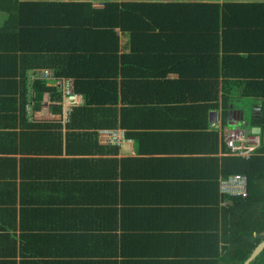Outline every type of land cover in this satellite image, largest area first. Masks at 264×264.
I'll use <instances>...</instances> for the list:
<instances>
[{"label":"crops","instance_id":"0c3cea01","mask_svg":"<svg viewBox=\"0 0 264 264\" xmlns=\"http://www.w3.org/2000/svg\"><path fill=\"white\" fill-rule=\"evenodd\" d=\"M21 1L42 5L43 28L62 13L74 26L59 42L52 30L43 42L26 28L21 39L15 34L16 41L6 32L0 36V264H221L223 236L234 230L233 212L241 211L239 198L221 193L231 160L238 158L225 138L243 123L232 118V107L245 110L246 102L254 101L253 119L262 102L242 98L233 87L232 102L225 104L220 69L229 58L227 81L264 76V35L223 39L221 24L217 33L207 30L205 14L215 20L207 7L157 9L154 14H171L155 15L160 28L135 39L121 28L114 37L103 30L84 37L78 29L87 21L99 27L110 23L109 3L223 6L264 0ZM240 16L232 22L247 19ZM6 18L0 12V32ZM131 22L134 29L144 26L136 17ZM27 39L29 47L22 43ZM41 43L43 50L37 49ZM14 55L25 66L43 65L33 69L68 71L74 64L89 79H100L90 80L98 103L88 111L75 107L64 124L62 96L51 83L30 85L28 69L23 106L15 62L8 63ZM248 64L257 66L242 69ZM149 69L159 74L124 75ZM116 77L114 105L109 94ZM249 126V133L257 127ZM101 130L124 131L127 141L103 144Z\"/></svg>","mask_w":264,"mask_h":264},{"label":"trees","instance_id":"16d2710c","mask_svg":"<svg viewBox=\"0 0 264 264\" xmlns=\"http://www.w3.org/2000/svg\"><path fill=\"white\" fill-rule=\"evenodd\" d=\"M57 6L69 7L70 9H73V6L70 4H57ZM75 6L80 7V5ZM41 7V4L26 3V1L21 0H0V12L8 15L9 17L4 19V27L6 30L0 32V36L2 33L6 32L7 35H11L13 37V41H16V35L17 39H21V30L26 28L32 34L33 32H35V34L39 35L38 37L33 39L36 41L39 40L43 42L44 35L51 33L49 32L51 30L59 35V37L57 38V42L61 41L62 39H66L69 33H71L70 31L72 29V26H74L73 20H71L72 18H68V14L62 13L60 16H58L57 21L49 22V24L45 28H43L45 22L43 20H38L44 17L39 10V8ZM171 7H189V9H198V11H201L200 9L204 7L213 9L212 11H215L214 21H211L209 18H207L209 16L211 17V15L205 14V16H207L206 21L210 22L209 26H207V30L209 31V29H211V32L213 31L217 33L220 29L221 24V27L223 26L221 29L223 39L226 34L230 37H242L243 35L245 37H249V35H255V33L257 32L258 35H264V4H225L221 6L218 4L204 3H109L106 5L105 13L110 17V23H107L105 27H99L98 25H92L87 21L86 23L88 25L83 22L78 30L79 33L84 32V37H91L90 32L92 30H95L96 32L97 30H103V34L114 37L116 35L115 29L121 28V30H131L132 37H134V39L136 37H145L143 35L144 32L149 30H157L158 28H160L157 24L158 20L156 19L155 15L163 18L166 13L171 14V12L154 14L157 9L169 11L168 9ZM179 15L180 14L178 13H173L172 17ZM238 15H241L240 17L247 19H242L240 22H232L237 19L235 18V20H232V18L238 17ZM13 16L16 17L17 20H11V17ZM133 17H136L141 23L144 22V26L141 25L138 26L137 29H134L131 26ZM145 20H149L154 24L149 23ZM214 23L215 26L213 28L212 25ZM229 30L234 31L235 34H230ZM251 30L254 31L253 34L250 33ZM238 32H241V34L238 35ZM29 41L30 39H27L25 41H22V43L29 47ZM37 49H45L44 44L41 43L39 46H37ZM82 52L84 53L83 56L86 58H91L93 56L92 52ZM253 58L254 57H243V59L246 60H250ZM8 59H10L11 61L8 62L6 60V62L8 63H12V61L15 62L13 78L15 80L19 79L18 82L21 85V101L23 100V106H25V102L27 100L26 73L28 69L35 70L33 69L34 67H40L43 65L29 64L25 66L23 60L21 58H18L17 55L13 56L14 60H11L10 56H8ZM229 60V58H224L222 68L220 69V72L222 71L221 75L224 76L223 78L224 80H226L223 91L225 104L232 102L233 94L231 93V90L233 87L241 90L242 98H254L259 99L262 102L261 106L256 110V116L251 120L252 126L261 128L262 147L260 151L256 156L250 158L249 160L242 158H232L230 165L231 167L229 168V171L225 173L227 177L238 174L246 176L249 180V196L246 200L239 199V201L237 202V206L239 207L238 209H241V211L237 213L233 212L232 217L234 218V230H230L228 236H223L222 241L225 245L226 253L222 254L221 264H245V262L251 257L254 250L258 247V245L264 242V76L253 77L257 79H246V81H227L229 80L228 78H231L228 77V75H231V73H229V70L227 69ZM17 65L21 67V69L18 71ZM250 65L257 66V64H248L242 69L251 68L249 67ZM54 72L58 77H70L75 80L76 92L84 96V104L79 107L84 106L83 108H86V110L88 111L91 104L98 103V100L94 99L96 96L97 86H95L92 81L90 82V80L100 79H89V77L82 74L74 64L68 69V71H63L62 69L55 68ZM141 74L155 76L159 74V69H149L148 73H139L134 71L124 72L125 76L132 78H134V75ZM117 78L118 77H116V79L111 83L113 85L114 91L112 92V94H109L110 96H114V98L112 97L111 101L114 105H116V101L118 98ZM34 84H36V87H39L43 86L42 84L44 83L41 81H35ZM41 88L48 90L45 87ZM79 107H76L75 109ZM75 109L73 113L75 112ZM242 223H247L248 229L246 231L243 230ZM251 264H264V251Z\"/></svg>","mask_w":264,"mask_h":264},{"label":"built area","instance_id":"2783aa9c","mask_svg":"<svg viewBox=\"0 0 264 264\" xmlns=\"http://www.w3.org/2000/svg\"><path fill=\"white\" fill-rule=\"evenodd\" d=\"M30 85L35 81L52 84L61 94L64 101L63 123L69 124L74 108L84 103V96L75 90L71 78L58 77L52 69H35L28 73ZM99 140L103 144L121 146L126 143L124 131L101 130ZM225 145L232 156L249 160L260 151L261 136L242 131L240 128L231 131L225 138ZM221 193L230 198L246 200L249 196V180L244 175H231L221 181Z\"/></svg>","mask_w":264,"mask_h":264},{"label":"water","instance_id":"95a60500","mask_svg":"<svg viewBox=\"0 0 264 264\" xmlns=\"http://www.w3.org/2000/svg\"><path fill=\"white\" fill-rule=\"evenodd\" d=\"M231 116H232V118L233 117L237 118V120H238L237 123L244 122L245 121V110H244V108L234 110V108L232 107ZM251 131H252V134L261 136V128L260 127H253L251 129ZM263 251H264V242H262L260 245H258V247L254 250L251 257L245 262V264H251L255 259H257L259 257V255H261V253H263Z\"/></svg>","mask_w":264,"mask_h":264},{"label":"rangeland","instance_id":"374dc122","mask_svg":"<svg viewBox=\"0 0 264 264\" xmlns=\"http://www.w3.org/2000/svg\"><path fill=\"white\" fill-rule=\"evenodd\" d=\"M253 103L254 101H251L250 103L249 102H246V105H245V113H246V120L245 122H243L242 124H240L239 128L240 130L242 131H246V129H250L249 125H251V120H252V112H253ZM250 120V122L248 123L249 125L247 126L246 123ZM238 127H235L234 130H237ZM248 229L247 227V224H246V229H243L244 231H246Z\"/></svg>","mask_w":264,"mask_h":264},{"label":"clouds","instance_id":"9594fccd","mask_svg":"<svg viewBox=\"0 0 264 264\" xmlns=\"http://www.w3.org/2000/svg\"><path fill=\"white\" fill-rule=\"evenodd\" d=\"M68 78V77H67ZM58 91V90H57ZM59 93V92H58ZM60 94V93H59ZM61 95V94H60Z\"/></svg>","mask_w":264,"mask_h":264}]
</instances>
